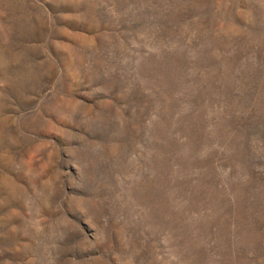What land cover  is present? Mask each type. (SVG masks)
Masks as SVG:
<instances>
[{
	"label": "rangeland",
	"instance_id": "rangeland-1",
	"mask_svg": "<svg viewBox=\"0 0 264 264\" xmlns=\"http://www.w3.org/2000/svg\"><path fill=\"white\" fill-rule=\"evenodd\" d=\"M0 264H264V0H0Z\"/></svg>",
	"mask_w": 264,
	"mask_h": 264
}]
</instances>
